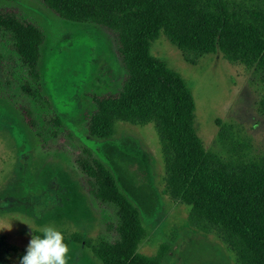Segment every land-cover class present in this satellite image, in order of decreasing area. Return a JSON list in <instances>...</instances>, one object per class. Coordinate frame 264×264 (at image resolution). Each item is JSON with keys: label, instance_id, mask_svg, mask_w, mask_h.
<instances>
[{"label": "rangeland", "instance_id": "rangeland-1", "mask_svg": "<svg viewBox=\"0 0 264 264\" xmlns=\"http://www.w3.org/2000/svg\"><path fill=\"white\" fill-rule=\"evenodd\" d=\"M0 8L17 12L46 35L40 95L28 97L21 89L27 72L10 34L0 30V261L19 264L32 236L49 225L94 240L117 237L115 206L95 197L77 163L87 148L139 208L147 229L141 254L158 257L168 246L162 264H236L217 232L191 226V207L165 193V162L153 122H118L114 137L106 140L88 134L96 107L92 96L117 92L126 76L116 34L102 25L61 19L41 0H0ZM152 53L190 86L195 126L208 150L226 156L218 141L221 121L240 128L252 155H264L259 112L264 70L221 53L191 54L189 62L164 33L152 43ZM22 107L32 111L41 137L28 126ZM53 113L61 127L48 121ZM69 249L67 264H101L83 244L72 242Z\"/></svg>", "mask_w": 264, "mask_h": 264}, {"label": "trees", "instance_id": "trees-1", "mask_svg": "<svg viewBox=\"0 0 264 264\" xmlns=\"http://www.w3.org/2000/svg\"><path fill=\"white\" fill-rule=\"evenodd\" d=\"M41 1L61 19L102 25L116 34L126 76L117 92L92 96L96 107L88 119V134L106 140L114 137L118 122H153L165 162V193L191 207V226L213 228L236 264H264V155H252L240 128L221 121L218 141L226 156L208 150L195 126L190 86L152 53V43L164 33L189 62H194L191 54L221 53L231 62L264 70V0ZM0 30L10 34L11 48L27 72L21 89L28 97L40 95L43 29L0 8ZM43 100L51 112L48 100ZM259 112L264 115V98ZM22 113L41 137L32 111L22 107ZM53 114L48 121L61 127L60 116ZM84 153L77 163L95 197L115 206L117 237L94 240L62 230L68 245L83 244L101 264H162L171 249L163 247L158 257L139 252L147 237L139 208L120 190L106 165L89 149Z\"/></svg>", "mask_w": 264, "mask_h": 264}, {"label": "clouds", "instance_id": "clouds-1", "mask_svg": "<svg viewBox=\"0 0 264 264\" xmlns=\"http://www.w3.org/2000/svg\"><path fill=\"white\" fill-rule=\"evenodd\" d=\"M69 251L64 232L49 225L32 236L19 264H67Z\"/></svg>", "mask_w": 264, "mask_h": 264}]
</instances>
